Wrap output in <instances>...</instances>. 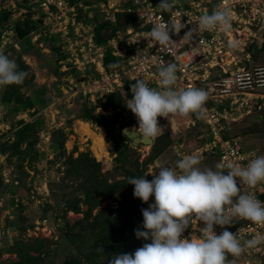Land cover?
Instances as JSON below:
<instances>
[{
	"label": "rangeland",
	"instance_id": "obj_1",
	"mask_svg": "<svg viewBox=\"0 0 264 264\" xmlns=\"http://www.w3.org/2000/svg\"><path fill=\"white\" fill-rule=\"evenodd\" d=\"M35 3L34 0H0V8L10 9L12 13L10 24L14 25L16 19L25 15L36 24L27 36L33 43L29 48H22V40L17 34L7 38L6 42L0 35V50L15 60L18 71L27 73L20 85L0 86V264L18 260L21 257L19 253L23 251L36 255V247L46 240L44 238H56L50 225L40 227L37 235H28L34 220L46 214L52 224L51 213L56 212L65 213L69 223L74 224L71 231L78 233L81 229L83 236L69 238L64 232L66 234L56 240L46 241L42 250L47 249L48 252L29 264H108V259L113 258L116 251L109 257L103 253L91 258L86 256L95 249L99 227L82 226L74 221L83 216L87 205L80 201L79 212L67 207L65 195L71 199L80 197L81 190L77 191L76 187L82 177V174L77 177L67 175L66 170L72 166L69 158L90 153L89 156L99 162L100 172L111 181L124 177V166L135 171L139 177L148 173L145 178L151 181V172L158 174L161 166L175 167L177 150L201 144L209 134L208 128L194 121L195 114L172 116L171 122L168 118L158 117L160 134L154 142L137 143L130 138L129 150H125V156L116 159L118 152L113 139L98 121L86 119V110L92 109L94 116L115 117L118 114L115 117L117 132L124 128L138 129L137 117L126 103L119 109H105L101 102H106L110 96L102 101L90 97L91 94L84 95L79 91L81 88L74 86V78L80 77V71L66 61L61 47V51L57 49L54 43L58 44L59 39L51 37L49 30L41 26ZM102 16L104 18V13L97 11V17ZM253 52L255 48L249 65H264V44L257 57ZM257 91L262 99H254L248 112L225 124L222 132L225 136H237L244 149L264 155V117L253 116L264 109V87ZM4 94L9 95L10 100H3ZM40 96L43 98L39 99ZM133 96L130 88L129 91L126 89L124 102ZM29 97H34V103L23 106L21 101L25 102ZM257 105L261 107L257 109ZM25 123L37 124L28 129L23 134L24 139L17 144V132ZM202 158L201 167L214 168L217 163L212 155ZM259 188L264 189V184ZM122 191L123 187L94 206L88 220L103 206L117 207ZM154 200V196L150 197L151 203ZM106 211L100 216L104 217ZM203 225L202 221L198 222V227ZM194 231L190 227L183 237L191 238ZM228 264H264V255L249 251L238 258L229 255Z\"/></svg>",
	"mask_w": 264,
	"mask_h": 264
},
{
	"label": "clouds",
	"instance_id": "obj_2",
	"mask_svg": "<svg viewBox=\"0 0 264 264\" xmlns=\"http://www.w3.org/2000/svg\"><path fill=\"white\" fill-rule=\"evenodd\" d=\"M173 7V0H160L156 6L159 11L169 13ZM232 20L227 0H221L211 13L205 11L195 20V26L185 33L182 41L192 40L205 32L229 34ZM149 22L151 29L143 38L151 47L158 43L159 50L167 52L177 44L171 33L178 35L186 27L176 18L170 23L156 19ZM238 46V40L228 39V48ZM157 68L158 87H150L144 78L137 79L131 85L133 98H126L125 102L137 117L139 136L150 140L160 134L158 117L170 120L172 116L195 114L197 119H207L205 104L209 93L195 86L177 87L180 68L175 62L161 60ZM17 69L15 60L0 50V86L22 84L27 73ZM255 76L256 84L264 86V67H257ZM237 83L242 88L248 87L252 78L245 74ZM201 163L200 153L192 152L178 159L175 167L161 166L158 174L151 172V181L145 178L148 173L128 179V183L134 185V197L144 203H148L150 197L155 198L148 208L141 209L143 223L135 230L136 237L146 242L133 252L115 254L108 264H228L229 255L238 258L246 250L264 244V234L256 233L245 239L226 227L220 234L214 230L216 225L223 227L239 220L264 226V202L250 191L264 183V155L255 156L244 166L221 161L212 168L201 167ZM201 221L204 226L198 227ZM190 227L195 230L191 238L183 237Z\"/></svg>",
	"mask_w": 264,
	"mask_h": 264
},
{
	"label": "built area",
	"instance_id": "obj_3",
	"mask_svg": "<svg viewBox=\"0 0 264 264\" xmlns=\"http://www.w3.org/2000/svg\"><path fill=\"white\" fill-rule=\"evenodd\" d=\"M34 1L41 26L46 31L49 30L51 37L59 39L58 44H61L66 61L72 68L80 71V77H73L76 80L74 86L81 88L79 91L84 95L91 94L90 97L106 101L112 93L124 90L126 86L131 91V85L136 83L137 79L143 78L149 82L150 87H158L157 66L161 60L178 64L180 70L177 72V87L195 86L209 93L205 104L207 119L200 120L196 116L194 118V121L208 128L209 134L201 144L191 149L177 150L176 161L183 155L198 152L201 157L208 153L217 155V162H236L244 166L250 159L260 155L244 149L237 136H225L222 131L225 124L234 121L241 113L248 112L254 99H262L257 90L264 86L256 84L255 70L264 65L249 64L253 48L264 44V0H227L233 14L231 33L205 32L202 36L188 41L182 40L185 33L195 26V20L205 11L211 13L221 0H173L174 7L170 13L161 12L156 8L160 0H79L75 3L70 0ZM90 7H97V11L104 13V19L112 24L117 21L115 12L123 9L134 11L139 25L128 27L121 36H114L106 43L100 44L95 39L93 26L78 20L80 9L86 10ZM173 18L186 24L178 35L171 33L172 39L177 42L175 47L171 52L160 51L158 43L151 47L149 41L143 38L151 29L149 21L156 19L170 23ZM15 34L16 31L10 27L3 32L2 39L6 42L7 38ZM229 38L239 41L236 49L227 47ZM132 40L137 41L130 42ZM108 50L114 57L119 58L117 67H105L103 59ZM245 74L251 76L252 83L242 88L237 80ZM257 106V109L261 107ZM261 184L250 191L264 202L258 196ZM244 188L249 190L247 186ZM33 224L28 229L29 236L37 235L36 231L40 227L50 225L54 228L55 237H58L55 222L52 221L51 224L47 216L34 220ZM224 227L234 234L238 232V235L245 239H250L256 233L264 234V226L247 220H239L223 227L216 225L214 230L220 234ZM246 251L264 255V244Z\"/></svg>",
	"mask_w": 264,
	"mask_h": 264
},
{
	"label": "trees",
	"instance_id": "obj_4",
	"mask_svg": "<svg viewBox=\"0 0 264 264\" xmlns=\"http://www.w3.org/2000/svg\"><path fill=\"white\" fill-rule=\"evenodd\" d=\"M75 1L79 0H70V2L75 3ZM91 4L90 2H87ZM90 9L79 11L78 20L85 21L90 23L95 31V39L98 43L104 44L110 38L114 36H121L127 30L128 27H138L139 20L134 11H128L126 9L115 12V19H117L116 24H112L110 21L106 20L102 17H97V10L93 9L92 12H89ZM11 11L7 8H0V35H3V32L13 27V24L10 25ZM36 27L34 21L30 19L29 16L25 15L22 18H18L14 22V30L19 38L22 40V48H29L33 43H30V39L27 36L30 32ZM103 31L106 33L104 34ZM2 33V34H1ZM26 39V41H25ZM25 41V43H23ZM57 46V49L60 50L59 44L57 42L54 43ZM54 45V46H55ZM263 45V44H262ZM255 46L254 57H257V52L262 48ZM253 48V50H254ZM61 51V50H60ZM253 57V58H254ZM104 65L106 68H114L119 65V58L114 57L110 50L106 52L104 55ZM129 91L128 86L125 87ZM123 90L116 91L112 93L109 99L106 102H101L104 104V108H111L113 110L119 109L120 107L125 106V102L123 99ZM10 96L4 94L3 100H10ZM43 97L40 96L39 99ZM23 106L31 105L34 103V97H29L25 102L21 101ZM264 112V109H262ZM262 110L257 111L254 117H264V113ZM262 113V114H261ZM118 114H115L116 117ZM86 119L92 120L95 119L99 122L103 128L106 129L108 135L113 139L115 151L118 152V157L125 156V150L130 147V138L122 133L121 131L117 132L115 127L116 121L115 117L108 116H94L92 109L86 110ZM37 124V123H36ZM35 123H25L23 124L17 132V144L24 139L23 134L27 132L28 129H33L36 126ZM5 145L3 144V148ZM90 153H82L77 158H69V163L72 165L71 168L66 170L67 175L70 176H79L82 174L80 178L77 191L81 192L80 197L74 196L72 199L69 196H66L65 192V201L67 203V207L70 209H74L76 212L80 210V201H83L87 206L86 209L83 210V216L79 220H75L74 222L78 223V225L87 226L91 225L93 228L99 227V232L96 234L95 240V249L91 253H87V258L93 257V255L99 256L100 253L105 254L106 256L112 255L115 251V254L128 253L133 252L146 242L143 239H138L135 235V230L140 227L143 223V215L141 209L148 208L151 201L148 203H144L141 199L134 197V185L128 183V179L139 178V175L129 170L127 167H122L124 171V177L120 179H116L111 181L104 173L100 172L99 162L96 161L93 157L89 156ZM212 155L217 158V155L208 153L205 156ZM203 159V158H202ZM217 162V161H216ZM129 185L127 189L126 186ZM123 187V191L121 195V199L117 207H111L109 204L106 207H101L98 209L97 213H95L91 220H88V217L92 215V209L94 206L99 205L105 198H109L118 189ZM258 196L264 201V189L258 190ZM107 210V211H106ZM105 212V216L101 217L100 215ZM51 217L53 222L56 224V231L59 236H63L65 234L70 238L79 237L82 235V231L80 232H72L71 228L74 224L69 223L68 219L65 218V213H51ZM46 216V214L42 215ZM41 216V217H42ZM70 230V231H69ZM64 234V235H65ZM83 236V235H82ZM57 237V238H58ZM57 238L46 239L39 243L36 247L37 254L29 255L27 252L23 251L20 254V258L14 262L9 264H29L33 259H40L43 257L47 251V249L42 250V246L46 241H53ZM103 248V251H97L98 248ZM114 254V255H115ZM113 255V256H114ZM110 260V259H108Z\"/></svg>",
	"mask_w": 264,
	"mask_h": 264
},
{
	"label": "water",
	"instance_id": "obj_5",
	"mask_svg": "<svg viewBox=\"0 0 264 264\" xmlns=\"http://www.w3.org/2000/svg\"><path fill=\"white\" fill-rule=\"evenodd\" d=\"M120 131L123 132L128 138H131L132 141H135L138 138L137 136H135V137L132 136V134L137 133V131H135L134 129L124 128V129H121ZM142 139H144V138L142 137ZM153 142H154V140L151 143H153Z\"/></svg>",
	"mask_w": 264,
	"mask_h": 264
},
{
	"label": "bare ground",
	"instance_id": "obj_6",
	"mask_svg": "<svg viewBox=\"0 0 264 264\" xmlns=\"http://www.w3.org/2000/svg\"><path fill=\"white\" fill-rule=\"evenodd\" d=\"M130 129H132V128H130ZM135 130V129H134ZM136 131V130H135ZM132 136L133 137H135V136H137L138 138L134 141V142H137L138 143V141H146V142H152L153 140H150V139H146V138H144V139H142V136H139V133L137 132L136 134H132ZM100 143H102V141L101 142H99V144ZM146 144V143H145ZM151 144V143H150ZM97 149V148H96ZM98 151V150H97ZM101 151V150H100Z\"/></svg>",
	"mask_w": 264,
	"mask_h": 264
}]
</instances>
